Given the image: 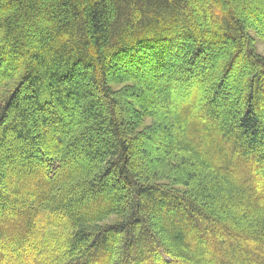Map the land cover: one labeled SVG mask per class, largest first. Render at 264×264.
I'll return each instance as SVG.
<instances>
[{
  "label": "trees",
  "instance_id": "trees-1",
  "mask_svg": "<svg viewBox=\"0 0 264 264\" xmlns=\"http://www.w3.org/2000/svg\"><path fill=\"white\" fill-rule=\"evenodd\" d=\"M256 2L0 0V264H264Z\"/></svg>",
  "mask_w": 264,
  "mask_h": 264
},
{
  "label": "rangeland",
  "instance_id": "rangeland-1",
  "mask_svg": "<svg viewBox=\"0 0 264 264\" xmlns=\"http://www.w3.org/2000/svg\"><path fill=\"white\" fill-rule=\"evenodd\" d=\"M257 10L258 12L256 14H260V9H264V2H260V3H254L251 7V12L253 13V10ZM259 9V10H258ZM259 18H262L260 15H259ZM259 18L257 19H253V23L254 22H257V24H259L260 26H262L261 28V31L264 33V25H261L260 24V21L258 20ZM264 18V17H263ZM251 36L255 39V43L257 45V50L258 52L264 56V42L260 39H258V37L255 35L254 32H251ZM193 70L196 71L195 68H193ZM150 85V84H149ZM206 85V84H205ZM205 85L203 83H201L200 81H197L195 80V78H192V75H191V80L188 82V81H181V83H178L176 84V91L179 90L181 92L180 96L178 97H174L173 101H174V107H173V111H175V113H178L179 111L177 110V108L180 110L183 105H184V101L186 100L185 98H187L190 94H192L193 92H198V94H204L205 92ZM204 96V95H203ZM202 96V97H203ZM206 98V97H205ZM160 122H163L165 123L164 121V117L163 115H161V118H160ZM151 123V121L149 120L147 122V124ZM51 154H47V156H50ZM52 156V155H51ZM75 159H71L70 161L71 162H76ZM8 167V166H6ZM6 174H5V179L4 181L9 184L10 183V186L6 185V187H3L4 191H6V193H10L14 190V187H18L20 186H23V184L21 185H17L18 181L15 182L14 180L12 182H10L11 180L9 179V175H7V171H4ZM8 178V179H7ZM7 179V180H6ZM21 181V180H20ZM3 186V185H2ZM2 188H0L1 190ZM1 202V201H0ZM117 260L119 259V257L114 254L113 255ZM117 261H115V264H118L116 263ZM127 263V262H126ZM160 264H162L160 262Z\"/></svg>",
  "mask_w": 264,
  "mask_h": 264
}]
</instances>
